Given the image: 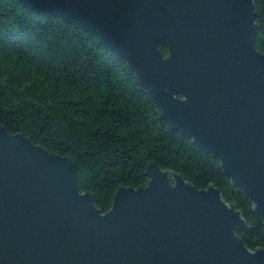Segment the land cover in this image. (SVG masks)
<instances>
[{"label":"water","instance_id":"95a60500","mask_svg":"<svg viewBox=\"0 0 264 264\" xmlns=\"http://www.w3.org/2000/svg\"><path fill=\"white\" fill-rule=\"evenodd\" d=\"M95 32L169 127L221 162L264 222V54L253 0H16ZM160 46L168 50L164 56ZM103 213L75 162L0 125V264H264L242 212L156 163Z\"/></svg>","mask_w":264,"mask_h":264},{"label":"trees","instance_id":"16d2710c","mask_svg":"<svg viewBox=\"0 0 264 264\" xmlns=\"http://www.w3.org/2000/svg\"><path fill=\"white\" fill-rule=\"evenodd\" d=\"M253 1L264 54V0ZM0 125L70 157L80 191L92 192L103 213L120 187L147 185L152 162L200 189L213 185L252 228L237 232L245 245L264 249V222L251 200L218 159L162 120L127 61L92 30L16 0H0Z\"/></svg>","mask_w":264,"mask_h":264}]
</instances>
